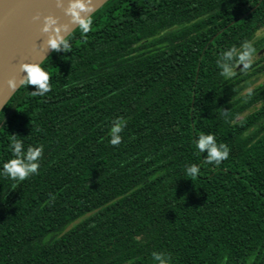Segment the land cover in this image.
Returning <instances> with one entry per match:
<instances>
[{
  "label": "trees",
  "instance_id": "obj_1",
  "mask_svg": "<svg viewBox=\"0 0 264 264\" xmlns=\"http://www.w3.org/2000/svg\"><path fill=\"white\" fill-rule=\"evenodd\" d=\"M88 18L41 63L52 90L21 85L0 111V173L11 135L44 147L38 174H0V264H264V82L244 93L264 55L217 66L264 51V0H108ZM202 133L230 148L219 166Z\"/></svg>",
  "mask_w": 264,
  "mask_h": 264
},
{
  "label": "clouds",
  "instance_id": "obj_2",
  "mask_svg": "<svg viewBox=\"0 0 264 264\" xmlns=\"http://www.w3.org/2000/svg\"><path fill=\"white\" fill-rule=\"evenodd\" d=\"M87 9L83 0H75L74 3L66 10V15L72 18V22L78 24L84 35L91 30L92 20L91 18L81 17V12L90 11ZM44 32L51 31L53 34L49 36L47 46L57 52H68L71 45L68 41L67 35L61 33H68L69 29L67 25L58 26V20L53 17L46 18V24L43 29ZM256 49L249 41H245L241 44L240 48L236 46L231 47L229 50L221 54V58L217 60V66L222 69L221 75L226 78L235 76V69L243 65L241 70H248L251 68ZM20 72L27 73L20 80V85L27 84L28 86H34L35 91L31 94L33 96H45L51 89L50 75L40 63H23L20 65ZM9 88L15 90L17 82L15 79L8 80ZM127 126V120L123 117H119L113 121L112 127L109 133V143L113 147H118L122 143V136L120 135L124 128ZM17 135H11L10 148L12 150V156L14 158L8 160L3 164L2 175L10 178L16 182H22L28 179L32 175L39 173V160L43 156L44 147L40 146H28L27 150H24V144L22 139ZM196 147L201 153H206L204 162L208 164H215L219 166L223 161L227 160L230 155V148L225 143H217L214 134H200L195 141ZM187 175L191 177L198 176L200 168L196 164H192L186 169ZM152 257L157 264H169L170 257H167L164 253L153 252ZM131 264V262H129Z\"/></svg>",
  "mask_w": 264,
  "mask_h": 264
},
{
  "label": "water",
  "instance_id": "obj_3",
  "mask_svg": "<svg viewBox=\"0 0 264 264\" xmlns=\"http://www.w3.org/2000/svg\"><path fill=\"white\" fill-rule=\"evenodd\" d=\"M108 0H83L90 11L81 12L89 17ZM75 0H0V111L19 89L20 80L27 73L20 72L23 63H42L51 53L47 46L51 31L44 32L47 17L58 20V26L67 25L69 35L78 24L66 15ZM15 79V90L8 80Z\"/></svg>",
  "mask_w": 264,
  "mask_h": 264
},
{
  "label": "rangeland",
  "instance_id": "obj_4",
  "mask_svg": "<svg viewBox=\"0 0 264 264\" xmlns=\"http://www.w3.org/2000/svg\"><path fill=\"white\" fill-rule=\"evenodd\" d=\"M257 37H261L264 36V28H262L260 31L257 32L256 34ZM264 55V51H262L261 53H258L254 56L253 61H256L258 58H260L261 56ZM264 82V74L260 75L257 78H253L251 80H249L246 85H245V89H244V93L252 90L254 87H256L257 85L261 84Z\"/></svg>",
  "mask_w": 264,
  "mask_h": 264
}]
</instances>
